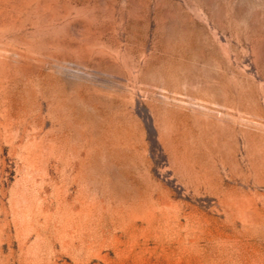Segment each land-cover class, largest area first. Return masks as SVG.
I'll list each match as a JSON object with an SVG mask.
<instances>
[{"label":"rangeland","instance_id":"rangeland-1","mask_svg":"<svg viewBox=\"0 0 264 264\" xmlns=\"http://www.w3.org/2000/svg\"><path fill=\"white\" fill-rule=\"evenodd\" d=\"M0 264H264V0H0Z\"/></svg>","mask_w":264,"mask_h":264}]
</instances>
